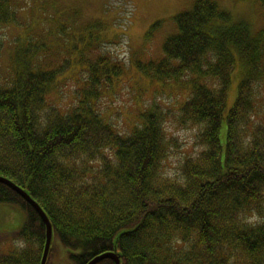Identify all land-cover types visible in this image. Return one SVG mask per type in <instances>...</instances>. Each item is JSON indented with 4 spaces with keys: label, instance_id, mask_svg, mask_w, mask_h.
I'll return each instance as SVG.
<instances>
[{
    "label": "trees",
    "instance_id": "trees-1",
    "mask_svg": "<svg viewBox=\"0 0 264 264\" xmlns=\"http://www.w3.org/2000/svg\"><path fill=\"white\" fill-rule=\"evenodd\" d=\"M17 1L0 0V26L17 21ZM232 20L212 0H198L175 18L178 32L165 42L163 59L140 66L166 80L190 78L175 117L196 129L200 150L175 176L164 168L176 141L166 126L171 114L159 105L124 135L93 109V94L69 114L52 106L56 72L28 67L5 83L0 64V176L47 213L54 233L47 264L57 245L66 264L108 252L121 264H264V115L255 91L264 80V44L261 33ZM238 67L243 78L225 117ZM2 205L25 216L14 215L24 222L13 234L21 245L11 241L0 264H41V216L0 183ZM10 210L0 209V220ZM253 216L260 221H248Z\"/></svg>",
    "mask_w": 264,
    "mask_h": 264
},
{
    "label": "rangeland",
    "instance_id": "rangeland-1",
    "mask_svg": "<svg viewBox=\"0 0 264 264\" xmlns=\"http://www.w3.org/2000/svg\"><path fill=\"white\" fill-rule=\"evenodd\" d=\"M197 1L19 0L15 4L17 21L0 26L1 74L6 83L15 71L28 67L56 72L49 95L52 106L69 114L93 94V109L124 135L134 131L142 113L159 105L171 114L166 126L176 140L164 163L165 172L178 175L182 162L200 150L196 129L180 125L175 117L189 96L190 78L166 80L140 66L163 59L165 42L178 32L175 18L191 11ZM212 1L229 12L234 23L245 22L254 35L261 33L264 44V0ZM100 62H105L107 71H98ZM242 74V67L234 72L225 117L236 102ZM255 91L264 115V80ZM226 138L225 119L221 132L224 151ZM0 209L9 211L10 207ZM19 211L12 209L0 220V252L9 254L12 243L21 245L13 236L24 223L14 219V215L25 216ZM248 221L257 222L260 217ZM53 264H66L60 245Z\"/></svg>",
    "mask_w": 264,
    "mask_h": 264
},
{
    "label": "water",
    "instance_id": "water-1",
    "mask_svg": "<svg viewBox=\"0 0 264 264\" xmlns=\"http://www.w3.org/2000/svg\"><path fill=\"white\" fill-rule=\"evenodd\" d=\"M0 183L5 184L12 190H14L16 193H18L23 199H25L30 205L34 207V209L39 213L41 216L42 220L44 221L46 225V230H47V235H46V244L44 247V252H43V257L41 260V264H47L48 259H49V254L51 251V246L53 242V226L52 223L47 215V213L44 211V209L40 206V204L34 200V198L31 196L30 192L27 190H24L23 188L19 187L16 185L14 182L11 180L1 177L0 176ZM105 259H112L115 264H121V257L119 254L115 252H108L102 255H99L92 259L88 264H99Z\"/></svg>",
    "mask_w": 264,
    "mask_h": 264
}]
</instances>
